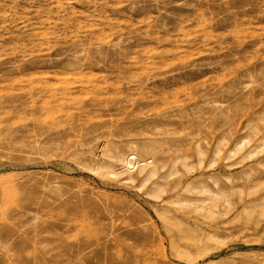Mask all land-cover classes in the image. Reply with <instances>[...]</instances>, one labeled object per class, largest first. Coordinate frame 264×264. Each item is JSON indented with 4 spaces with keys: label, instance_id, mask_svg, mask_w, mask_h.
Here are the masks:
<instances>
[{
    "label": "rangeland",
    "instance_id": "1",
    "mask_svg": "<svg viewBox=\"0 0 264 264\" xmlns=\"http://www.w3.org/2000/svg\"><path fill=\"white\" fill-rule=\"evenodd\" d=\"M263 144L264 0H0V264H264Z\"/></svg>",
    "mask_w": 264,
    "mask_h": 264
},
{
    "label": "bare ground",
    "instance_id": "2",
    "mask_svg": "<svg viewBox=\"0 0 264 264\" xmlns=\"http://www.w3.org/2000/svg\"><path fill=\"white\" fill-rule=\"evenodd\" d=\"M263 146H264V144H263ZM241 147H242V142L239 145H237V148L234 151L240 149ZM143 148L145 150L151 151L150 156L143 158V156L142 157L140 156L139 151L136 147H131L128 152H126V150H125L126 153L125 152L124 153L119 152L120 154L116 155L117 163L119 164L118 167H116L115 165H112V164L103 165L104 163L103 164L98 163V164H96V166L93 167V169L96 171L107 172L108 174L113 175V176L124 175L125 178H127V179L133 178V173L135 171H138V173L142 176L143 181L149 180L150 178H152L153 176H155L158 173L157 172L158 165L156 164L157 155H156V152L153 150L154 148L152 146L144 145ZM256 148H259V146ZM199 152H201L200 149H199ZM161 190H162V185L160 184V182H156V186L153 190V194L158 195V193ZM201 191H208V189L206 187H202ZM212 193H213L212 196H213V199L215 202L219 198H222L225 196L222 189H220L219 187L217 189H214L212 191Z\"/></svg>",
    "mask_w": 264,
    "mask_h": 264
}]
</instances>
